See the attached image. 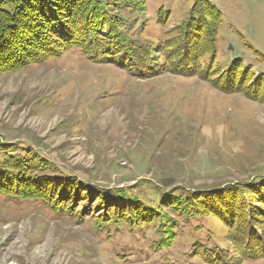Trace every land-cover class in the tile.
<instances>
[{"label":"rangeland","instance_id":"1","mask_svg":"<svg viewBox=\"0 0 264 264\" xmlns=\"http://www.w3.org/2000/svg\"><path fill=\"white\" fill-rule=\"evenodd\" d=\"M85 5L0 72V264H264V0Z\"/></svg>","mask_w":264,"mask_h":264},{"label":"trees","instance_id":"2","mask_svg":"<svg viewBox=\"0 0 264 264\" xmlns=\"http://www.w3.org/2000/svg\"><path fill=\"white\" fill-rule=\"evenodd\" d=\"M1 1L0 72H9L35 64L47 52L55 49L54 43L60 40V36L63 35V37L66 36L67 38L71 34L70 28L67 26V21L64 18L69 19L68 24H71L72 27L74 25L78 28L76 31L73 29L71 35H80L81 37L84 36V38L87 37L86 35H91L90 37L96 40V44H98L100 39L96 32V28L100 25V22L103 25L111 24L108 19L102 18V15L99 13L100 10L86 7V0L81 1L78 6L76 5L77 8L71 6V9L68 7L67 0L56 5H54L55 0ZM94 2L96 3L97 0H94ZM6 6L9 8H5ZM44 6L47 9L46 12L44 11L45 8L43 10ZM11 7L15 10L13 11ZM65 13L66 15H64ZM194 16L200 18L202 15L193 14V18ZM95 21L99 22L96 23ZM60 32L62 35H60ZM120 38L121 36L114 32L109 40L110 43L116 44L117 42L116 46H118L121 44L119 43L121 42ZM87 50L89 52L90 48H86ZM15 162L17 163L18 161ZM5 171L0 170V177L4 173L11 174L12 172V170Z\"/></svg>","mask_w":264,"mask_h":264},{"label":"bare ground","instance_id":"3","mask_svg":"<svg viewBox=\"0 0 264 264\" xmlns=\"http://www.w3.org/2000/svg\"><path fill=\"white\" fill-rule=\"evenodd\" d=\"M42 118H43V117H42ZM44 119L48 121V117H45ZM43 123H44V122H43Z\"/></svg>","mask_w":264,"mask_h":264}]
</instances>
